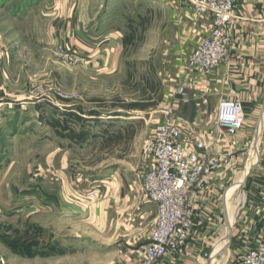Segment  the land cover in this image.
<instances>
[{
	"label": "rangeland",
	"instance_id": "obj_1",
	"mask_svg": "<svg viewBox=\"0 0 264 264\" xmlns=\"http://www.w3.org/2000/svg\"><path fill=\"white\" fill-rule=\"evenodd\" d=\"M166 1L0 0V264H117L149 243L134 241L157 211L141 150L181 81ZM109 31L124 38L113 69ZM245 186L215 264L234 263Z\"/></svg>",
	"mask_w": 264,
	"mask_h": 264
},
{
	"label": "crops",
	"instance_id": "obj_2",
	"mask_svg": "<svg viewBox=\"0 0 264 264\" xmlns=\"http://www.w3.org/2000/svg\"><path fill=\"white\" fill-rule=\"evenodd\" d=\"M167 1L169 22L176 26L175 38L180 39L179 44L172 46L176 56L174 60L176 76L180 81L185 60L196 43L206 34L207 24L202 20L194 21L189 12L185 11L187 8L180 5L179 0L172 4ZM64 26L66 28L67 23ZM228 32L231 42L227 60L219 66L210 82L206 83L201 78L187 83L186 92L189 102L183 104L175 95L171 104L174 105L175 115L185 122L184 130L210 143L208 155L219 160L223 154H229L230 162L215 170L198 190L194 205L197 218L186 245L177 253L165 256L157 264H206L208 260L206 261L205 258L212 246L210 258L215 253L218 256L221 242L226 247L229 242L228 235L220 238L216 243L214 240L221 224L225 222V217L229 223V205L232 204L228 201L232 197L235 184L236 189L239 188L241 179L236 183L234 178H237L241 168L243 171L248 168V160L244 156L248 149L252 148L257 136L258 148L254 153V160L264 166V0H238ZM123 46L124 38H121L117 31H109V68L113 69L117 66L118 53ZM224 99L238 100L242 104L243 127L234 136L218 134L216 130L218 104ZM141 161L145 173L149 165L142 158ZM229 183L234 184L226 191ZM263 185L264 174L254 171L246 183L244 193L249 197L258 198ZM144 213L143 211L138 219H143ZM154 225L155 218L146 237L139 234L134 238L137 246H143V243L149 241ZM120 257L117 264H139L141 251L128 249L121 252Z\"/></svg>",
	"mask_w": 264,
	"mask_h": 264
},
{
	"label": "built area",
	"instance_id": "obj_3",
	"mask_svg": "<svg viewBox=\"0 0 264 264\" xmlns=\"http://www.w3.org/2000/svg\"><path fill=\"white\" fill-rule=\"evenodd\" d=\"M238 0H179L194 21L206 22V34L185 60L183 76L175 95L187 104L186 85L197 79L209 83L219 66L227 60L229 23L235 16ZM205 101V100H204ZM174 105L164 113L150 138L142 146V157L149 168L143 175L142 192L156 204L155 225L149 243L141 249L139 264H157L165 256L177 253L188 242L197 214V192L209 176L230 162L208 155L210 143L189 133L185 122L175 115ZM244 112L238 100L219 102L215 125L218 134L234 136L243 127ZM255 171L264 174L259 163ZM96 195L92 194L90 198ZM245 209L237 216L236 239L239 243L233 264H264V185L258 198H246Z\"/></svg>",
	"mask_w": 264,
	"mask_h": 264
},
{
	"label": "bare ground",
	"instance_id": "obj_4",
	"mask_svg": "<svg viewBox=\"0 0 264 264\" xmlns=\"http://www.w3.org/2000/svg\"><path fill=\"white\" fill-rule=\"evenodd\" d=\"M254 153H255V151H252V156H251V158H254ZM254 164V162L252 163V165ZM248 167H250V164H249V166ZM247 170H248V168H247ZM246 174H247V171L243 174V177H241V179H240V181H239V187L240 186H242V183H243V181H244V178H245V176H246ZM240 190V189H239ZM242 192V191H241ZM244 200H245V197H244V195L242 194L240 197H239V199H238V202H244ZM237 206V205H236ZM229 207H230V209H229V221L230 222H232V219H233V217L235 216V214L237 213L236 212V210H235V207L232 205V206H230L229 205ZM239 208V207H238ZM228 223V222H227ZM229 224V223H228ZM229 237V236H228ZM227 243V242H226ZM221 245H222V242H221ZM225 244H223V246H224ZM221 247L220 245H219V247H218V250L220 251V252H222V251H224L223 249H224V247ZM223 248V249H222ZM216 259H217V253H215L214 254V256L211 258V264H215L216 263ZM223 259V258H222Z\"/></svg>",
	"mask_w": 264,
	"mask_h": 264
},
{
	"label": "water",
	"instance_id": "obj_5",
	"mask_svg": "<svg viewBox=\"0 0 264 264\" xmlns=\"http://www.w3.org/2000/svg\"><path fill=\"white\" fill-rule=\"evenodd\" d=\"M257 140H258V136L255 138V140H254V142H253V144H252V147H253L255 150H257ZM257 164H258V162H256L255 164L251 165L250 167H248V170L246 169L247 174H246V176H245V178H244V181H243V183H242V186H244V185L246 184V182H247V180L249 179V177L253 174V172H254L255 169H256ZM225 195H226V192H225V194H224V196H223L224 210H225V207H226ZM225 214H226V212H225ZM225 216H226V215H225ZM225 223H226V225H227V227H228V230H229V242H230V241H231V226L227 223V218H226V217H225ZM211 262H212V261H211V258H209L208 261H207V264H211Z\"/></svg>",
	"mask_w": 264,
	"mask_h": 264
}]
</instances>
